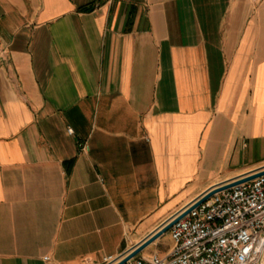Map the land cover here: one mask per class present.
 Returning a JSON list of instances; mask_svg holds the SVG:
<instances>
[{"label": "crops", "instance_id": "1", "mask_svg": "<svg viewBox=\"0 0 264 264\" xmlns=\"http://www.w3.org/2000/svg\"><path fill=\"white\" fill-rule=\"evenodd\" d=\"M262 167L264 0H0V264H102Z\"/></svg>", "mask_w": 264, "mask_h": 264}, {"label": "built area", "instance_id": "2", "mask_svg": "<svg viewBox=\"0 0 264 264\" xmlns=\"http://www.w3.org/2000/svg\"><path fill=\"white\" fill-rule=\"evenodd\" d=\"M170 235L167 255H138L125 264H264V176L215 194ZM119 258L105 257L102 264H117Z\"/></svg>", "mask_w": 264, "mask_h": 264}, {"label": "water", "instance_id": "3", "mask_svg": "<svg viewBox=\"0 0 264 264\" xmlns=\"http://www.w3.org/2000/svg\"><path fill=\"white\" fill-rule=\"evenodd\" d=\"M261 176H264V167L257 169L255 171H252L250 173H247L245 175L236 177L232 180L226 181L220 185H217L215 187H212L208 191H206L204 194H202L200 197H198L194 202H192L190 205H188L183 213L178 212L176 215H174L172 218L167 220L165 223H163L157 231H155L153 234H151L149 237H147L144 241H142L140 244L133 247L128 252L124 253L120 256L121 261H119L117 264H125L130 259L138 256L140 253H142L147 247H149L151 244H153L155 241H157L159 238L166 235L171 228L178 223L180 220H182L185 216H187L191 211H193L195 208H197L202 203L209 200L212 196H214L217 193H220L224 190L231 189L233 187H236L238 185H241L243 183L252 181L256 178H259ZM119 258V259H120Z\"/></svg>", "mask_w": 264, "mask_h": 264}, {"label": "rangeland", "instance_id": "4", "mask_svg": "<svg viewBox=\"0 0 264 264\" xmlns=\"http://www.w3.org/2000/svg\"><path fill=\"white\" fill-rule=\"evenodd\" d=\"M162 243L161 246H160V250L161 251H166L167 249H169L172 245V238L170 237V231L164 235L162 238ZM154 248H155V245L152 244L151 246H149L145 251H154Z\"/></svg>", "mask_w": 264, "mask_h": 264}]
</instances>
